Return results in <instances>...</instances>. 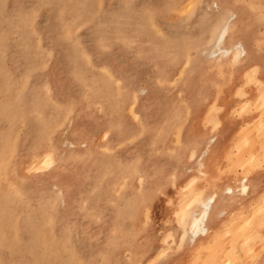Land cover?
Instances as JSON below:
<instances>
[{
    "label": "rangeland",
    "instance_id": "374dc122",
    "mask_svg": "<svg viewBox=\"0 0 264 264\" xmlns=\"http://www.w3.org/2000/svg\"><path fill=\"white\" fill-rule=\"evenodd\" d=\"M227 7L264 61V0H0V264H264V210L183 237L180 210L225 173L192 152L230 104L263 109L258 71L205 57Z\"/></svg>",
    "mask_w": 264,
    "mask_h": 264
},
{
    "label": "bare ground",
    "instance_id": "6f19581e",
    "mask_svg": "<svg viewBox=\"0 0 264 264\" xmlns=\"http://www.w3.org/2000/svg\"><path fill=\"white\" fill-rule=\"evenodd\" d=\"M229 19H233V28L235 27L236 25V22L238 20V14L236 13L235 10H233L232 8L230 7H227L225 8L224 12L220 15V17L217 19V21L214 22V24H212V26L210 27V33L206 39V47L204 48V51H205V57L206 58H209V56H213V55H217V54H220L222 55V58H224L222 60V62L220 64L218 63H215L217 66H221V67H226L229 65V59L231 58V60H234L235 65H242L244 67V73H256L258 71V69H260V64H259V61L258 63H256V61L258 60L257 59V56H256V50L255 48L253 47V45L250 43V41H248L247 39H245L243 36H240V35H237V34H234L232 31H229V29L227 28V24L224 23L226 20H229ZM221 43H225L227 46H225V48H217L213 51H210V49H212L213 47H219V45ZM209 47V48H208ZM204 57V58H205ZM211 59V58H210ZM207 62L210 63V60L207 59ZM213 64V63H210V65ZM196 67V66H195ZM194 68V66H193ZM249 75V74H248ZM244 76V74H243ZM246 76V74H245ZM257 78L254 77V80H256ZM246 81V79H245ZM255 82H257V85H256V93L254 96H252L248 101L252 104H256L257 106L254 107L257 108L258 105H262L263 107V111H264V82L263 80L261 79H257ZM241 88V87H239ZM260 118H258V120L255 122L254 120V123H252V125H257L260 126V128L262 127V125L264 124V117H262V115H259ZM257 119V118H256ZM248 124V123H247ZM245 124V125H247ZM252 125L251 126H248L249 129L252 128ZM246 127V126H245ZM241 129V127H240ZM257 130H260L259 127L257 128ZM240 132V131H239ZM238 134V132H236ZM243 136H244V141L245 143H248L249 141V138L251 137V134L253 135V131L251 134H249L248 132V129L246 127V129L244 130V132L242 133ZM255 134V133H254ZM260 134V133H258ZM207 135H210L208 138H206L205 140V145L204 147L202 148V150L200 152L197 153V151H193L192 152V157L195 158V156L197 155V160H196V164H197V167L195 168V170L201 174V175H208V166H209V161L212 159V156H213V151H212V148H213V143H215L216 141V138H217V133L215 134H207ZM262 135V134H261ZM237 136V135H235ZM238 136H241V134H239ZM263 136V135H262ZM254 137V135H253ZM262 138V137H261ZM239 139V137H238ZM255 139V138H254ZM253 140V139H252ZM250 140V141H252ZM258 140V139H257ZM249 141V142H250ZM261 141V140H260ZM259 141V143H260ZM204 142V141H203ZM233 142V141H232ZM237 142V140L235 141ZM255 142V141H254ZM235 145V143H234ZM253 145V144H252ZM251 145V146H252ZM250 146V147H251ZM235 147V146H234ZM254 148V147H253ZM252 148V149H253ZM244 150H249V148H244ZM259 149V148H258ZM193 150V149H192ZM243 150V151H244ZM256 150V149H255ZM243 151L241 150L239 153L242 154ZM257 151V150H256ZM246 152V151H245ZM262 152V151H261ZM46 153H48V159L47 161L49 163H52L54 161V155H53V152L52 150H49L47 151ZM234 153V152H233ZM250 153L252 154V150H250ZM253 155V154H252ZM257 155V153L255 152L254 154V157ZM39 156L40 155H36V158L39 159ZM236 156V155H235ZM234 156V157H235ZM228 157V154L227 156ZM231 157V156H230ZM230 157L226 158V159H229L230 160ZM249 158H251V156H247ZM253 157V156H252ZM254 157L252 158V160L254 159ZM260 157V156H259ZM237 158V157H236ZM256 158V157H255ZM239 159V158H238ZM237 159V162L239 161ZM45 160V158H44ZM213 160V159H212ZM211 160V162H212ZM39 161V160H38ZM231 161V160H230ZM236 161V159H235ZM234 161V162H235ZM241 161V159H240ZM261 161V160H260ZM40 162V161H39ZM45 163V161H44ZM231 163V162H230ZM237 164V163H236ZM229 166V165H228ZM237 167V165H236ZM238 167H239V162H238ZM250 167V166H249ZM248 168V166H247ZM261 168V167H260ZM192 169V168H191ZM224 167L221 169L223 171ZM246 170V169H245ZM195 173V172H194ZM245 173V172H243ZM248 173V172H246ZM236 174V173H235ZM243 175V174H242ZM209 176V175H208ZM207 176V177H208ZM247 176H244L240 179L239 181V185L235 188L237 193L238 191L240 190H247L248 186L246 184V180H247ZM201 178V176H200ZM203 178V177H202ZM210 178V176H209ZM211 180V179H210ZM209 180V181H210ZM195 181V180H194ZM207 181V180H205ZM201 182V181H200ZM199 182V183H200ZM213 182V181H212ZM207 183V182H206ZM205 183V185H206ZM210 183V182H208ZM207 183V184H208ZM215 183V182H214ZM237 183V182H236ZM211 184V183H210ZM193 185V184H191ZM209 185V184H208ZM230 185V184H229ZM202 186V185H201ZM199 187V186H197ZM207 187V185H206ZM210 187V185H209ZM212 187H215V186H212ZM234 187V186H233ZM214 189V188H213ZM212 189V190H213ZM209 190V189H208ZM195 191V190H194ZM205 191V190H204ZM233 188L231 186H225V187H222V186H218L217 188H215V190H213V192L211 193H206L204 195L201 194V197L200 198H197L196 199V204L195 206L193 207V209L188 212H184L182 210H180L181 212H183V219H184V224L186 225L187 227V230L183 233V237L186 238L189 242L191 243H197V242H201L202 240H206L207 237L209 236V234L215 230L218 222L220 220H217L218 217H224L226 215H228L227 213V210L225 209V207L223 206L224 204V200H226V195H230L232 194L233 192ZM210 192V191H209ZM244 193V192H243ZM192 194V193H191ZM199 195V194H198ZM240 195V194H239ZM194 198V197H193ZM187 202H189V200H186ZM181 202V201H180ZM187 202L183 205H186ZM264 201L262 202H258V204H261L263 205ZM263 203V204H262ZM227 204V203H226ZM256 204V203H255ZM242 206V205H241ZM253 206V205H252ZM255 206V205H254ZM258 206V205H256ZM255 206V207H256ZM264 206V205H263ZM184 209H188V207H185L183 206ZM253 207V209L255 208ZM261 210L262 208L264 207H260ZM259 209V207H256V210ZM247 210V209H246ZM252 210V208H251ZM260 210V211H261ZM186 211V210H185ZM258 211V210H257ZM259 211V212H260ZM237 212V210H236ZM246 212V211H245ZM235 213V212H234ZM241 211L238 210V212L236 213L237 216L235 217V219L238 220L241 219V216H248L247 220H250V221H247L246 224L248 225H251L253 220L251 219L252 216L250 215H247V213L245 214L243 212V214L241 215ZM251 213V212H250ZM182 215V213L180 214ZM232 215V214H231ZM243 218V217H242ZM258 218V217H257ZM182 219V220H183ZM246 220V218H244ZM229 219H226L224 222L223 225L226 226V228L224 227L225 231L227 230L228 226L231 227L230 225H228V221ZM243 220V219H242ZM244 220V223L246 222ZM252 220V221H251ZM262 220V219H261ZM236 221V220H235ZM237 221L233 223V221L231 222V224L233 223V225H237ZM240 222V221H239ZM230 223V222H229ZM236 223V224H235ZM243 223V224H244ZM242 226V223L240 224ZM247 225V227H248ZM222 226V224H221ZM184 227V226H183ZM238 227V226H236ZM236 227H234L236 229ZM240 227V226H239ZM232 228V227H231ZM231 229L230 232L234 231L235 229ZM245 228V227H244ZM222 229V228H221ZM242 229L239 231V230H235L233 233V235H231L233 239L236 240L237 236H239L237 233L235 232H242ZM251 231V230H250ZM221 233V232H220ZM223 233V232H222ZM246 233V232H245ZM249 233V232H248ZM218 236V235H217ZM230 237V235H228ZM226 236V237H228ZM245 236V235H244ZM221 237V236H220ZM225 237V238H226ZM228 237V238H229ZM212 238V237H211ZM221 239V238H220ZM223 239V238H222ZM221 239V240H222ZM232 239V240H233ZM215 240V238H214ZM213 240V241H214ZM216 240H217V237H216ZM228 240V239H227ZM238 240V239H237ZM219 241V240H217ZM230 241V240H229ZM227 242V241H226ZM210 243V242H209ZM213 243V242H212ZM211 245H215L216 243L212 244ZM220 243V242H219ZM208 244V243H207ZM218 244V243H217ZM246 244V243H245ZM195 245V244H194ZM211 245H208V251L209 252V246L210 248ZM226 245V244H223V246ZM240 245V244H239ZM241 246V245H240ZM239 246V247H240ZM259 246V245H258ZM201 247V246H200ZM206 247V248H207ZM221 248V247H220ZM224 248V247H223ZM205 249V248H204ZM239 250V249H238ZM196 251V249H195ZM226 252V251H225ZM231 252V251H230ZM243 252V251H242ZM194 253V252H193ZM212 253V252H211ZM238 254V253H237ZM227 255V254H226ZM256 255V254H255ZM254 256V255H253ZM212 257V256H211ZM230 257V256H229ZM208 258V256H207ZM231 258V257H230ZM240 258V257H239ZM225 260V259H224ZM193 261V260H192ZM249 261V260H248ZM194 263V262H193ZM215 263V262H214ZM240 263V261H239Z\"/></svg>",
    "mask_w": 264,
    "mask_h": 264
},
{
    "label": "crops",
    "instance_id": "0c3cea01",
    "mask_svg": "<svg viewBox=\"0 0 264 264\" xmlns=\"http://www.w3.org/2000/svg\"><path fill=\"white\" fill-rule=\"evenodd\" d=\"M256 63H258V60L256 61ZM259 64H260V69H258V77H259V79L264 81V61L263 60L259 61ZM246 90L249 92L250 96H254L256 93L255 88L251 85L246 87ZM232 107H233V104H230L229 106H227V108L225 110V115L223 116L220 128L217 131L216 141H215V143H213V152H214L213 156H212L213 160L211 159L212 162H211V160L209 161V166H208L209 175H217V171L215 169V164L220 163V161L222 160L221 165H222V167H224L225 173L222 176L221 182H219V181L215 182V183L213 182L211 184V186L208 187L209 190L207 189V193L213 192V190H215V188H217L218 186H222V187L231 186L233 188L234 191L232 192V194L226 195V198H225L226 200H224V204H223V206L225 207V209L228 212L227 213L228 215H226L224 217H222V216L218 217L217 220L225 218V219H229L228 221H230V222L233 221V223H234L237 221V219H235V217L237 216L236 213L238 212V210L242 212L241 213V215H242L243 212L246 214V212H247L246 209L253 208L256 205H258L256 207H259V209H257L258 210L257 211L256 207H255L254 211H257V212H259L261 210L260 207H264L263 206L264 202L262 203L263 205L258 204V202H262L264 200V124L262 125L261 128L258 125H257V127H256V125H255V127H254V125H252V123H254L255 120L257 121L258 118H260L259 115H262V117H264V111H263V109L252 110V111L248 112L242 118H238V117H235V115L233 114ZM245 124H247V125H245ZM251 125H252V128L249 129L248 126H251ZM245 126L247 127L249 134H251L253 131L254 137L251 134L249 141L252 139L253 140L250 142L248 141L247 145H245V146L241 145L240 151L244 150L243 147L246 149L249 148V150H244L243 153L239 157L238 162H239V164L242 165V167H236L235 166L236 162H234L236 158L233 157V154H234L233 152H235L234 143L236 144L239 140L241 141V139L243 137L242 133L246 129ZM240 127H241V129H240ZM258 127L260 130H257ZM236 132H238V134ZM258 133H260V134H258ZM239 134H241V136H238ZM235 135H237V136H235ZM238 137H239V139H238ZM236 140H237V142H235ZM259 141H260V143H259ZM250 150H252L253 155L250 153ZM255 152L257 153V155L255 156L256 158L254 157ZM227 154H228V156H231V163L227 162V159H226V158H228V157H226ZM247 156H251V158H249ZM252 156L254 157L253 160H252V158H253ZM240 159H241V161H240ZM247 166H248V168H247ZM243 172H245V173H243ZM246 172H248V173H246ZM242 174L244 176H246L248 174L247 180H246V184H247L248 188L246 191L240 190L237 193L235 188L239 185V181L243 177ZM203 176H206V175H203ZM212 186H215V187H212ZM236 210H237V212H236ZM263 210H264V208H262V210L260 212H262ZM242 217H243V220H241L239 218H238V220L243 224V222L245 220L244 218H246L245 221H247L248 216L246 217V216L242 215L241 218ZM252 218H254L253 215H252ZM239 221H237V225L241 224ZM262 231L264 233V228ZM256 234H259V233H256Z\"/></svg>",
    "mask_w": 264,
    "mask_h": 264
}]
</instances>
